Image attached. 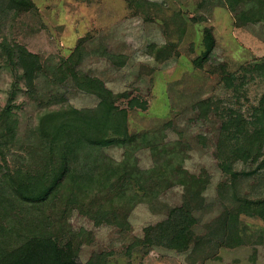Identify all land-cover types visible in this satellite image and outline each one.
<instances>
[{
    "label": "rangeland",
    "instance_id": "1",
    "mask_svg": "<svg viewBox=\"0 0 264 264\" xmlns=\"http://www.w3.org/2000/svg\"><path fill=\"white\" fill-rule=\"evenodd\" d=\"M30 1V11H10L0 20V42L23 46L46 65L74 53L81 80L93 78L113 94H125L119 107L131 99L145 103L144 111H127L130 135L148 133L154 144H166L183 161L173 169L174 179L156 174L149 194L133 187L127 201L113 195L114 183L132 168L154 171L150 149L88 147L94 162L107 165L101 185L87 194L73 189L66 201L60 196L33 209L11 191L34 166L43 113L21 93L13 109L16 139L0 147V234L14 243L50 238L62 229L64 237L77 235L81 262L264 264V142L255 162H228V173L218 158L229 112L250 122L264 102V76L242 71L264 63V23L235 27L224 0ZM205 30L215 44L197 66ZM12 82L0 59V110ZM61 93L66 111L89 116L98 106L93 94L72 82ZM48 218L54 219L53 230ZM181 230L185 250L169 249L168 239Z\"/></svg>",
    "mask_w": 264,
    "mask_h": 264
},
{
    "label": "trees",
    "instance_id": "2",
    "mask_svg": "<svg viewBox=\"0 0 264 264\" xmlns=\"http://www.w3.org/2000/svg\"><path fill=\"white\" fill-rule=\"evenodd\" d=\"M224 2L234 14L235 27L264 23V0ZM32 8L33 3L30 0H0V20L10 11L22 13ZM203 41L205 51L200 58L194 60L197 66L207 60L214 47L215 42L210 30H205ZM0 59L13 78L7 104L0 110V147L6 148L16 139L18 119L14 110L17 109L15 101L21 93L43 111L37 125L38 144L34 166L29 167L27 180L18 181L17 188H12L16 199L35 209L52 204L60 196L66 201L73 189L87 194L91 188L100 186L107 165L99 160L94 162L91 159L92 153L87 151L88 147L115 146L131 153L142 148L150 149L154 171L132 168L125 172L113 186V195L117 198L126 197L127 201L130 200L134 193L133 187L143 194H149L154 188L156 174L174 179L173 169H178L176 167L183 161L176 157V151H169L166 144H154L155 139L148 133L130 135L127 131V111L135 108L144 111L145 103L131 99L126 107H119L117 102L119 98L125 99V94H113L93 78L81 80L75 73L77 63L74 53L59 64L46 65L36 54L27 51L23 46L2 41ZM251 65L243 67L242 71L251 70L264 76V63ZM226 81L234 84L231 78ZM68 82L98 99V106L92 115L83 116L76 110L66 111L61 108L67 101L61 90ZM55 107L56 110L52 111ZM225 119L221 127L222 139L219 141L218 158L221 160L222 169L228 173V162H255L260 156L261 144L264 142V102L259 103L250 122H245L242 117L230 112ZM236 176L237 173L231 174L233 178ZM50 219H47V223L53 230L54 224L51 222L54 219ZM34 221L43 224L46 220ZM34 221L30 220L36 224ZM182 232L183 230L175 232V235L168 239L169 249L185 250ZM77 240L75 234L64 237L62 229H54L50 238L32 237L16 240L14 243L12 236L1 233L0 264H104L101 260L93 258L86 262L79 261Z\"/></svg>",
    "mask_w": 264,
    "mask_h": 264
}]
</instances>
